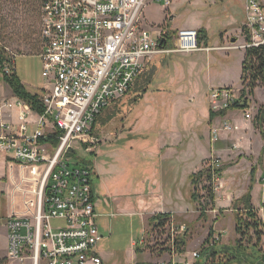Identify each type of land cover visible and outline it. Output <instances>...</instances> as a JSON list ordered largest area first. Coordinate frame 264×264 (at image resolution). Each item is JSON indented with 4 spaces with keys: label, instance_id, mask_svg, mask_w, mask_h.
<instances>
[{
    "label": "rangeland",
    "instance_id": "obj_1",
    "mask_svg": "<svg viewBox=\"0 0 264 264\" xmlns=\"http://www.w3.org/2000/svg\"><path fill=\"white\" fill-rule=\"evenodd\" d=\"M26 2L0 0V19L5 17L9 24L3 43L9 54L16 55V71L21 78L26 82L33 80L44 83L46 80L42 76V61L37 55V51L41 50L39 9L32 6L33 11ZM170 14L174 18L168 26L169 19L166 17L169 18ZM243 15L242 0H226L225 4L223 1L216 3L215 0H174L169 13L164 11L162 3L151 4L145 12L147 25L157 24L155 27H163L165 31L203 29L207 36L204 35L201 45H215L210 48H215L217 44H228L229 36L238 31L232 25H237ZM221 32L224 33L223 41ZM244 41V37H241L238 45ZM246 51L244 48L210 50L211 54L197 51L167 57L162 65L148 71L136 83L135 91L124 96L120 106L107 109L100 115L92 131L94 142L91 144L95 148L89 155H85L93 161L98 175L93 181V187L98 212L104 213L98 219L103 238L97 247L98 252L104 255L103 264H169L181 259L194 264L196 259L192 254L200 251L211 227H215L216 236L222 232L224 242L236 241L238 215L234 210V201L239 197L234 195L248 191L251 185L250 172L254 166L255 177L261 179L262 176V183L259 182L264 186V82L258 80L253 95H249L251 106L248 110H235L239 111L235 117L238 118L235 120L238 124L233 126L229 123L232 127L226 128L224 120L215 119L217 122L214 128H217V133L211 132L215 120L209 123L212 106V90L209 91V88L234 85L241 90L242 60ZM150 76L151 79L146 81ZM147 83L146 92L133 102ZM6 91L7 84L0 70V100ZM247 111H250L251 118H246ZM246 131L250 132L248 136H244ZM173 133L177 135L180 145L184 143L178 148L193 144L194 151L203 153L206 150L207 157L201 161L193 152V167H190L191 163H178L172 169L170 160L163 159L161 163L159 148L164 143L171 144ZM218 137L224 140H218ZM234 143L240 146L236 147ZM217 160L219 162L216 167H221L222 172L221 179L217 177L214 183L215 203H211L204 189L209 185L205 175L198 187L200 201L194 202L191 198L194 190L191 175L196 173L199 182L200 170L203 169V173ZM161 168L165 171L160 172ZM23 173L18 166H8L7 158L0 152V223L10 216L33 219L37 211L39 184L29 180L22 182L23 176H30ZM147 177V183L151 178L155 180V185L163 186L164 196H159L160 190L154 186L149 187L153 195L143 194ZM20 183L22 190L18 187ZM262 191L260 186H253L251 194L254 203L259 206V217L264 222ZM227 193L229 196L226 199ZM164 204L180 211L172 217V225L187 227L185 253H169L166 250L169 247L165 237L167 232L163 235L158 233L156 237L154 234L158 231L154 230L152 222L145 224V216ZM201 207H206L207 212L201 214ZM239 211L243 213L241 209ZM64 224L65 221L59 218L50 221L54 230ZM0 232L1 253H5V228L2 227ZM143 238L148 242L141 246L139 242ZM261 246L264 251V237ZM138 249L140 251L137 252ZM164 252L169 253V256L164 255V261H160Z\"/></svg>",
    "mask_w": 264,
    "mask_h": 264
},
{
    "label": "built area",
    "instance_id": "obj_2",
    "mask_svg": "<svg viewBox=\"0 0 264 264\" xmlns=\"http://www.w3.org/2000/svg\"><path fill=\"white\" fill-rule=\"evenodd\" d=\"M172 1L40 0L44 111L19 97L0 108L15 107L18 119L1 123L0 152L11 167L18 165L30 175L22 182L39 184V201L33 219L10 216L0 223L7 237L0 264H103L97 250L103 238L96 223L97 173L87 157L95 148L92 131L99 115L126 96L155 59L213 49L202 47L196 29H179L168 36L163 28L147 25L148 6L167 7ZM244 12V43L225 48L264 45V0H245ZM6 71L12 72L8 66ZM239 97V91L227 87L215 88L210 95L217 110ZM245 116L251 118L250 111ZM224 126L230 128L227 122ZM18 187L22 190L21 183ZM52 218L65 224L54 230ZM172 224L165 226L172 235L186 229ZM147 242L143 238L139 243ZM192 255L196 259L199 252ZM169 264L191 263L181 259Z\"/></svg>",
    "mask_w": 264,
    "mask_h": 264
},
{
    "label": "trees",
    "instance_id": "obj_3",
    "mask_svg": "<svg viewBox=\"0 0 264 264\" xmlns=\"http://www.w3.org/2000/svg\"><path fill=\"white\" fill-rule=\"evenodd\" d=\"M26 4H29V7L33 10L32 6H36L39 10V23L41 24V2L40 0H27ZM34 11V10H33ZM9 26L8 20L3 17L0 19V70L3 73V78L5 82L11 87L15 96L25 100L28 102L31 107L37 111L43 112L44 108L41 103L40 97L43 92H32L29 91L25 85L22 83L21 78L19 77L18 73L15 70V54H9L7 50V46L3 43L5 40L6 28ZM172 33L168 31L167 34L170 36ZM199 35V42L202 44L205 32L203 29L198 30ZM205 35V36H204ZM40 37V44L41 50L43 46V40L41 38V33L39 31ZM37 46V44H36ZM41 50L37 51L40 54ZM174 55H163L155 59L147 70L137 79L136 83H139L143 76L150 71L151 69H156L158 65H162L167 57L172 58ZM6 65H10L11 73L6 71ZM147 78V77H146ZM151 79V76L146 79ZM242 83L243 88L240 90V97L234 103H231L226 108L223 109H214L210 107V116H209V123H213V121L217 117H223L228 114L229 111L232 110H247L251 106V100L249 95H253L255 88L257 87L258 80H262L264 82V45L258 47H251L247 49L245 58L243 61V68H242ZM135 83V84H136ZM149 83V82H148ZM144 86L143 90L138 92V96L133 99L137 101L139 97H141L147 90V86ZM130 90L129 93L135 91L136 86ZM124 98V97H123ZM121 99L117 100L113 103L112 106L105 108L101 114L107 109L118 107L121 105ZM100 114V115H101ZM99 115V117H100ZM98 117V118H99ZM98 121V119H97ZM96 121V124H97ZM95 124V126H96ZM94 126V128H95ZM262 135L264 137V132L262 131ZM203 170V169H202ZM200 170V180H197V174L194 173L191 175L192 178V186L194 188L191 198L194 202L200 201V193H198V187L201 185L202 177L206 176V181L209 182L208 186H205L204 189L207 190V196L211 203H215V179L217 177L220 178L222 168L209 165L205 171L202 173ZM256 167L254 166L250 172L251 175V185L248 187V191L244 193L239 198L235 199L234 201V210L237 212V222H236V233L237 238L234 243H226L223 242L221 238V234L218 235V239H216L214 228L211 227L210 234L202 244V247L199 251V256L196 258L194 264H262L260 262V255L264 252L262 248V240L264 237V222L262 221L261 217H259V209L258 207L254 206L252 203V188L254 183L256 182ZM97 175H94L93 181H95ZM262 177V176H261ZM263 180V178H261ZM259 179L261 182L262 180ZM262 183V182H261ZM204 196V195H203ZM208 206V205H207ZM206 206V207H207ZM206 207L199 208L201 210V214L207 212ZM213 209V208H212ZM243 212L241 214V212ZM206 211V212H205ZM171 214L170 213H159L153 216L151 222L154 230L158 231V233L164 234L166 231L167 234L165 237L168 239L169 247L166 250L169 253L179 252V254L185 253V246L187 243V227L184 232H181L178 235H172L171 230L165 229V226L168 225L171 221ZM186 226V225H185ZM254 234L253 236H249ZM165 250V251H166ZM137 252L140 251L139 249L136 250Z\"/></svg>",
    "mask_w": 264,
    "mask_h": 264
},
{
    "label": "crops",
    "instance_id": "obj_4",
    "mask_svg": "<svg viewBox=\"0 0 264 264\" xmlns=\"http://www.w3.org/2000/svg\"><path fill=\"white\" fill-rule=\"evenodd\" d=\"M216 1V3H218V1H223V3L225 4L226 3V0H215ZM243 1V11H244V3H245V0H242ZM173 2H174V0L172 1V3L169 5V6H167V7H165V6H163V8H164V11L165 12H167V13H169V11H170V9H171V7H172V5H173ZM168 16V15H167ZM171 17V18H170ZM170 17L169 18H167L166 17V19L168 20V26L169 25H171L170 24V22H172V20H173V18H174V16L173 15H171L170 14ZM244 19H245V12H244V15H243V17H242V19H240L239 20V23L237 24V25H232L233 27H235V28H237L238 29V31L236 32V34H231L230 36H229V43L228 44H224V43H222V45H219V44H217V46L215 47V48H213L212 50H234V49H239V48H225V47H230V46H238V44L239 43H241V37H244V40H245V34H244V32H243V22H244ZM165 24H164V26L166 25V22H164ZM151 26L153 25V27H155V25H157V24H150ZM149 25V26H150ZM160 25H162V24H160ZM163 26V25H162ZM159 27V26H158ZM161 28H163V27H161ZM168 28V27H167ZM163 30H165V28H163ZM167 31H171L172 33H174V31H172V30H166V32ZM220 35H221V41H223V39H224V33L223 32H221L220 33ZM235 39V40H234ZM209 43L210 44H212L210 41H209ZM215 45H213V46H210V47H214ZM42 48H43V46H42ZM245 51V50H244ZM207 52V51H206ZM24 54V53H23ZM23 54H17V55H23ZM207 54H211L209 51H208V53ZM29 55H32V54H29ZM38 56H39V53L37 54ZM243 61H244V58H243V60H242V65H243ZM15 70H17L16 69V59H15ZM42 68H43V65H42ZM17 72V71H16ZM18 73V72H17ZM19 75V74H18ZM19 77L21 78V76L19 75ZM241 78H242V76H241ZM21 80H22V83L25 85V87L29 90V91H32V92H43V90H44V88L46 87V84H47V82H44V83H42V82H38V83H36V82H34L33 80L31 81V82H26L23 78H21ZM6 83V82H5ZM242 83V82H241ZM7 84V83H6ZM241 85V84H240ZM223 87H227V88H234L235 90H237V91H239L240 92V88L238 87V86H234V85H225V86H220V87H210L209 88V91H211V90H213V89H215V88H223ZM11 97V98H10ZM17 98V96H15L14 95V93H13V91H12V89H11V87L7 84V91H6V93H5V95H3V96H1V100H0V108H1V105H3L5 102H13L15 99ZM212 107V106H211ZM217 110V109H216ZM16 111H17V109L14 107L13 109H9V110H7V109H0V125H1V123L3 122V121H6V120H15V121H17L18 119L16 118ZM237 112H239V111H235V110H232V111H229L228 112V114H226V116H223V117H217V119H219V121H222V120H224L225 121V123L227 122L228 124L230 123L231 125H233V126H235V124H238V123H236L235 122V120H237V119H235V117L237 116ZM235 113V114H234ZM14 115L13 116V118L12 119H10V116L11 115ZM232 114H234V115H232ZM239 114V113H238ZM244 115V114H243ZM231 117H234L233 118V120H231L230 118ZM216 119V120H217ZM214 121V123L212 124V127L211 128H214V127H216V125H215V123L217 122V121ZM231 120V122H229ZM224 123V124H225ZM230 125V128L232 127ZM237 127H238V125H236ZM239 128V127H238ZM215 129H217V128H214V130ZM234 129H235V127H234ZM214 130H211V132L212 131H214ZM0 132H1V127H0ZM208 133H210V132H208ZM215 133V132H214ZM217 133V132H216ZM249 131H246V132H244V136H248L249 135ZM220 135V134H219ZM177 135H175V133H173V137L170 139L172 142H171V144H168V143H164V144H162V146L159 148V151H160V153H159V157H160V162L162 163L163 162V159H166L165 161H168V160H170L171 161V165L170 166H172V169H173V167H174V169L176 168V166H177V164L178 163H183L184 165H186V164H190L191 163V166L190 167H193L194 166V162H195V160H194V154H193V152H195V157L197 158V157H200L201 158V161H203L204 160V158H206L207 156H206V150L203 152V153H200L198 150L197 151H194L193 150V144H187V145H184L183 147H181V148H178L177 146H179L180 145V143H179V141H177L178 139V137H176ZM189 136V135H188ZM187 137V136H186ZM235 138V137H234ZM237 138H239V137H237ZM209 139V138H208ZM240 139V138H239ZM218 140H224V139H222V137H218ZM166 142H169V140L168 141H166ZM184 144V143H183ZM183 144H181L180 146H182ZM243 144V143H242ZM234 145L236 146V147H239L240 145H239V143H234ZM179 146V147H180ZM203 146V145H202ZM201 146V147H202ZM221 147V145L220 146H218L217 148H220ZM215 149V148H214ZM222 149V148H221ZM223 150V149H222ZM3 154V153H2ZM4 155V154H3ZM5 156V155H4ZM6 157V156H5ZM7 158V157H6ZM185 160V161H184ZM7 165L8 166H10L11 167V164L9 163V160H8V158H7ZM15 166H18V165H15ZM14 166V167H15ZM19 167V166H18ZM19 169L21 170V168L19 167ZM165 171V170H164ZM163 171V168H161L160 169V172H164ZM195 171V170H194ZM194 171H191V172H193L194 173ZM97 177H98V175H97ZM12 178H14V176L12 177ZM262 178V177H261ZM221 179V178H220ZM147 180H148V177L145 179V183H146V185H145V190H144V195H153L152 193H150V189H149V187L151 186V188L154 186V188L155 189H157V190H160V191H158L159 193H158V195L159 196H164V191H163V186L162 185H155V180H152L151 178H150V182H148L147 183ZM253 186H255V188L258 186V188H259V186H260V188H262V192H264V186H263V184H260V182H259V178H257V176H256V182L254 183V185ZM244 194V193H243ZM241 192H238L236 195H234V196H238V197H240V196H242L243 195ZM253 195V194H252ZM228 196H229V193H227V196H226V199L228 198ZM144 197H146V196H144ZM253 199H254V196H253V198H252V203L254 204V206H256V207H259L258 205H256V203H254V201H253ZM230 200L232 201L233 200V198H231L230 197ZM146 201V200H145ZM226 206V205H225ZM228 206V205H227ZM98 205H97V201H96V213H97V216H96V223L99 225V221H98V219L100 218V217H103L104 216V213H101V212H98ZM159 213H170L171 214V217H173L175 214H178V213H180V211H177V210H174V209H172L171 208V206H169V205H162V206H158L156 209H154L153 211H151L150 213H148L147 214V216H145V224H147V223H150L151 222V220H152V218H153V216H155L156 214H159ZM218 228V227H217ZM214 229H215V227H214ZM221 234H222V232H221ZM222 236V235H221ZM6 239H7V237H6ZM222 241H223V236H222ZM134 242V241H133ZM133 242H132V245L134 246V244H133ZM224 242V241H223ZM0 247H1V243H0ZM6 248H7V242H6ZM134 253H135V251H133ZM100 253V252H99ZM3 253H0V255H2ZM5 254H6V252H5ZM100 255L102 256V258H103V260H105L104 259V255H102L101 253H100ZM164 255H168L169 256V253L167 254V253H163L161 256L163 257L160 261H164Z\"/></svg>",
    "mask_w": 264,
    "mask_h": 264
},
{
    "label": "water",
    "instance_id": "obj_5",
    "mask_svg": "<svg viewBox=\"0 0 264 264\" xmlns=\"http://www.w3.org/2000/svg\"><path fill=\"white\" fill-rule=\"evenodd\" d=\"M260 262L264 264V252L260 255Z\"/></svg>",
    "mask_w": 264,
    "mask_h": 264
}]
</instances>
